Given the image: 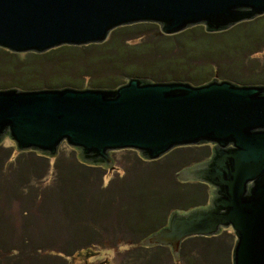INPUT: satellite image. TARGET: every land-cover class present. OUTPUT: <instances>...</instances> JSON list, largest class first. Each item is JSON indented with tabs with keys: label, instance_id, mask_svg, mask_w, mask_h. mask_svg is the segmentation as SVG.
Returning a JSON list of instances; mask_svg holds the SVG:
<instances>
[{
	"label": "water",
	"instance_id": "1",
	"mask_svg": "<svg viewBox=\"0 0 264 264\" xmlns=\"http://www.w3.org/2000/svg\"><path fill=\"white\" fill-rule=\"evenodd\" d=\"M264 14V0H0V47L44 52L104 41L116 26L156 22L164 34L204 24L217 31ZM53 157L65 143L79 161L113 163L112 150L157 159L177 146L209 143V158L176 174L209 185L207 203L174 209L140 240L179 255L189 236L229 227L231 264H264V84L213 78L150 80L115 87L0 88V142Z\"/></svg>",
	"mask_w": 264,
	"mask_h": 264
},
{
	"label": "trees",
	"instance_id": "2",
	"mask_svg": "<svg viewBox=\"0 0 264 264\" xmlns=\"http://www.w3.org/2000/svg\"><path fill=\"white\" fill-rule=\"evenodd\" d=\"M261 24L264 25V14L249 20L237 22L225 29L210 32L199 30L197 25L173 34H164L160 30L154 29L156 25L149 22L123 25L117 30V33L123 32L122 34L125 35L124 39L135 38L134 42L129 45H136L137 47H141L142 50L150 52L148 41L145 40L144 36L152 37L151 35H155V37L161 36L162 38H167V44H170L171 48H178V44L172 40L170 41V39L183 37L182 43H184L183 46L185 48L183 49L184 52H181L185 54H170L169 50L153 54L151 51L153 56L146 57L142 63H137L141 67H133L131 70L124 68L122 70L127 71L129 75L136 74L153 81L181 79L188 80L193 84L204 83L207 81L208 76L217 74L207 64L200 63L193 65L189 61L192 55L195 56L193 47L200 43L199 38L206 39L212 33H222L229 35L226 37V41L228 39H230L228 41L233 40L231 42L233 47L237 43L252 46L253 39L250 35L258 31ZM244 26H247L248 29ZM196 28L199 30L198 33L195 32ZM192 32L196 33L195 35L198 37L192 36ZM112 34L113 36L116 35L114 31ZM111 39L112 36L109 35L102 42L85 45V47L91 48L88 52L90 55L87 58L89 65L92 64L91 58H103L105 61H108L105 66L103 64L94 66L88 71L94 72V69H96L106 74V72L109 73L111 71L115 63L125 65L127 60L134 62L130 49L127 50L125 47L127 44L124 45L122 41L120 42L122 45L119 42L116 43L117 45H112L109 43ZM224 43L225 40H223ZM160 45L167 47L164 43ZM81 48L80 45H60L38 53L11 52L0 47V62L4 61L2 63L10 65L8 67L11 69L13 65L18 66L14 60L21 58L23 62L19 69L21 72L22 70L24 71L23 74L21 73L22 76H16L15 79L1 82L0 88L17 86L23 88H43L58 86L61 84L60 81H67L75 86L86 84L88 78L82 75H79V79L77 80L35 81L40 76L37 67L42 63L44 57L56 54L55 56L58 57L54 58L60 60L56 63V69L62 73L68 70L66 67L75 66L74 62L72 63L74 58H84L83 54L78 53ZM67 51L72 54L70 55L71 57H62L61 55L64 56V53ZM113 52H118L119 54L114 61L110 55ZM133 53L138 55L135 51ZM77 62H79V59ZM196 69L206 71L203 75L197 76L193 74ZM121 71L115 78L110 80H98L99 77H94L91 86L115 87L124 82L119 79ZM234 80L238 83L264 84V76L262 78H253L252 81L245 79L241 82L236 78ZM65 148L67 147H61L55 156L47 157L36 154L33 150L18 151L12 144L0 143V189L3 187L2 184L5 183V180L8 179L7 177L13 173V162H23L25 158L27 161L33 160V163L40 164L39 167L31 169L30 174L33 180L37 178L41 179L42 176L46 177L48 169L51 171L49 183L46 182L48 180H45L46 183L44 182V185L41 182L38 186H35L38 192L37 195L41 194L44 188L54 185L62 179L64 190L68 189L66 199H69L71 190L76 193V202L72 207L68 206V203L62 208L58 207L59 209L57 210L59 212L52 213L51 215L52 224L57 223L58 226H62L64 229L62 243H54L53 245L58 252L63 255H72L79 249L84 250L89 247H97L101 245L98 243L99 238L110 235L117 239L119 238L120 243L117 245H122L126 241L130 243V246L134 247L127 254L128 262L126 264H166L168 256L166 253L168 252V254L172 255L167 245L142 246L138 243L144 236L163 226L167 222L169 213L172 210L188 209L206 203L209 196L208 184L202 181H180L175 177V172L194 161L208 157L210 146L204 143L177 146L159 158L152 160L142 158L136 150L122 149L120 150L122 151V155L120 154L119 158L123 164L121 166L122 173H120L119 167L112 166L118 170L116 171V175L109 177L108 185H105L103 182L107 169L100 165L83 163L79 161L76 150L70 147L69 149ZM61 169L63 170V174L61 173ZM2 190H0V194ZM27 195H30V193ZM29 199V196L0 197V237L5 238L4 236H6L4 243H0V264H3L4 262L2 263V261L6 260L7 256L13 251H20L19 254H22L27 246H31V234L25 232V229L38 224L32 222L26 223L25 218L30 212V207L27 203ZM14 203L18 207V215L22 218L23 223L21 227L22 231H19L16 235L14 233L15 229L12 227L14 214L9 210L6 211ZM42 224L47 228L44 218ZM2 227H8L9 230L3 233ZM42 233L45 234L46 232L43 230ZM52 234L60 236L57 232H52ZM232 234L229 230L223 229L211 236H189L181 241L179 249L180 257L177 261H173L172 264H191L192 261L201 264H231V252L235 240Z\"/></svg>",
	"mask_w": 264,
	"mask_h": 264
},
{
	"label": "rangeland",
	"instance_id": "3",
	"mask_svg": "<svg viewBox=\"0 0 264 264\" xmlns=\"http://www.w3.org/2000/svg\"><path fill=\"white\" fill-rule=\"evenodd\" d=\"M257 17V16H256ZM244 21V20H243ZM140 23V22H137ZM142 23V22H141ZM144 23V22H143ZM155 24L158 31L160 30V25L156 22H149ZM128 25V24H126ZM197 27H199V30L206 31L204 24H196ZM195 25V26H196ZM123 26H116L113 28L114 34H116L118 29ZM189 26L187 28L193 27ZM263 26V27H262ZM246 29H248L247 26H244ZM150 28V29H152ZM201 28V29H200ZM116 30V31H115ZM196 28V33L199 32ZM112 30L109 32L108 36H112V39L109 42L110 44L114 45L119 42L120 45H122L120 42L123 41L125 47L127 50L130 49V52L133 54L131 57L133 58L134 62L127 60L125 65H120L118 63H113L114 67L111 69L109 73L106 72L103 73L102 71H98L94 69V72L88 71L91 70L94 66L102 65L105 66V64L108 62L107 60L103 58H91L90 61L92 64L89 65L87 58L90 54H88L89 49L88 47H85V45H80L82 47L78 53L83 54L82 59L74 58L72 60V63L74 62L75 66L66 67L68 70L65 72H59L56 69V63L60 60L55 59L57 58L56 54H50L48 57H44V60L42 63L38 65V72L40 76H38L35 81L36 82H43L46 80H49L51 82L57 81L59 79H66V80H77L79 79V75L85 76L88 79L86 80V84H81L80 86H91L92 79L94 77H99L98 80H110L116 77V75L124 68L131 70L133 67H141L137 63H142L143 60L146 59V57L153 56L155 53H163L169 50L170 54H185L184 52V46L182 41L184 40L183 37H174L170 39L176 44H178L177 47H170L167 44L168 39L162 38L161 36L151 35L150 36H144L145 40L148 41L149 45V51L142 50L141 47H137L136 45H129L134 42L135 38L131 39H124L125 35L121 33H117L115 36H113ZM161 31V30H160ZM210 32V31H208ZM254 32V31H253ZM196 33H191L192 36L196 37ZM135 34V33H134ZM229 35L222 34V33H212V35H209L206 39L205 38H199L200 43L195 45L193 47L194 55H192V58L189 60L193 65H198L200 63L207 64L208 67L213 68L214 72L217 75H210L207 77V81L211 80L213 78L217 79H229L234 80V78L238 79L239 81L243 82L245 79H248V81H252L253 78H262L264 75V25L261 24L258 28V31L251 34L250 37L253 39L252 46L250 45H242L240 43H237L235 47L231 45L232 41H226V37ZM198 37V36H197ZM223 40H225V43L223 44ZM172 42V43H173ZM166 44L168 47H163L160 44ZM117 45V44H116ZM180 47V49H179ZM102 49V48H101ZM141 49V50H138ZM138 53V55L134 54L133 52ZM153 52V54L151 53ZM188 52V51H187ZM189 53V52H188ZM70 52H65L64 56L62 57H71ZM113 57V61L116 60V58L119 56L118 52H113L110 54ZM59 56V57H61ZM135 56V57H134ZM5 57V56H4ZM55 57V58H54ZM107 57V56H106ZM130 57V56H128ZM127 57V58H128ZM9 59V58H8ZM79 59V62H77ZM1 60V59H0ZM15 64L18 66L13 65L12 70L8 67L10 65L3 64L0 62V84L1 82H7V80L15 79L16 76H22L23 70L19 69V67L22 65L23 59L17 58L14 60ZM124 66V67H123ZM201 66V65H200ZM254 66V67H253ZM191 69V68H190ZM216 69V71H215ZM255 69V70H254ZM218 70V71H217ZM206 70L203 69H196L193 74L200 76L203 75ZM29 72V71H28ZM36 72V71H35ZM262 72V73H260ZM22 73V74H21ZM31 73V72H30ZM84 73V74H82ZM120 81H126L127 78L130 76H136V77H143L140 75H129L127 71H121ZM147 78V77H145ZM148 79V78H147ZM243 79V80H240ZM188 81V80H186ZM61 84L58 86H47V87H63V86H75L71 83H68L67 81H60ZM235 82H237L235 80ZM238 83V82H237ZM241 84V83H240ZM16 88H22V89H35L37 87H31V88H23V87H16ZM42 88V87H38ZM2 144H13L11 140L8 139V137L3 138ZM15 147V146H14ZM61 147H67L65 149H69L70 146H68L65 141L64 143H61L58 147V151L61 149ZM71 148V147H70ZM75 150V149H74ZM122 150V149H121ZM35 151V150H33ZM57 151V152H58ZM36 152V151H35ZM110 153H113V163L110 164H100V166L107 169L106 175L104 177V184L108 185V179L112 175H116V171L119 169L120 173H122L121 166L122 161L119 160L120 154L122 151L120 150H112ZM36 154H39L36 152ZM77 154V151H76ZM122 155V154H121ZM200 161V160H197ZM197 161H194L192 163H196ZM40 164L33 163V160H28L25 158V161L23 162H13L12 168L13 173L10 174L5 180V183H3V187L0 189L1 198H10V197H16V196H29L30 199L27 201L28 206L30 207V212L27 214L25 220L26 223L32 222L37 223L38 225H34L31 228H26L25 232H28L31 234L30 244L31 246H27L26 250L22 252V254H19L20 251H13L10 253L6 260H3V264H126L128 262L127 254L132 250V246H130L129 242L124 241L123 244H119L120 240L119 238L112 237L110 235L102 236L99 238V242L101 245L97 247H89L87 249H79L76 253L66 255L58 252L56 248L53 247L55 244H60L63 241V235H64V229L62 226H58L57 223L52 224V213L59 212L58 207L62 208L63 206H66L68 203V206L74 205L76 202L75 194L71 189L69 199H66V195L68 192V189L64 190V183L63 179L59 182L55 183L54 185L48 186L43 189V192L39 195L37 192V189L35 186H38L42 182V185H44L45 180L47 183L50 182L51 178L49 179V175L51 171L48 169V174L46 177L42 176L41 179H32V176L30 174L31 169L34 167H39ZM112 166L119 167L118 169L113 168ZM181 169V168H180ZM179 169V170H180ZM178 170V171H179ZM61 173L63 174V170L61 169ZM178 171L175 172V177L179 180L178 175L176 174ZM181 181V180H180ZM45 182V183H46ZM23 186V188H21ZM209 186V185H208ZM210 189V187H209ZM24 191V192H23ZM25 193V194H24ZM30 193V195H27ZM209 197V196H208ZM208 201V200H207ZM206 201V203H207ZM25 202V201H24ZM10 211L12 214H14V219L12 221V227L15 229V235L19 233V231H22L21 227L22 224V218L18 215V207L14 203L10 209H7L6 211ZM43 218L46 220L47 228H45V225L42 224ZM3 233H6L7 230H9L8 227H2ZM231 233V229L229 227L226 228ZM43 230L46 232L43 234ZM223 230V229H222ZM52 232H57L60 236H55L52 234ZM34 234V236H33ZM3 235V234H1ZM4 236V235H3ZM233 239L235 236L232 234ZM6 238V236H4ZM119 237V236H117ZM5 238L0 237V243H4ZM66 238V237H65ZM64 238V239H65ZM14 239V237H13ZM184 240V239H183ZM182 240V241H183ZM125 243V244H124ZM139 245L140 242L138 243ZM170 250V247L167 246ZM171 251V250H170ZM172 253V252H171ZM167 261L166 264H172L173 261H177L180 256H174L171 255L168 252L166 253ZM191 264H201L198 262L192 261Z\"/></svg>",
	"mask_w": 264,
	"mask_h": 264
},
{
	"label": "flooded vegetation",
	"instance_id": "4",
	"mask_svg": "<svg viewBox=\"0 0 264 264\" xmlns=\"http://www.w3.org/2000/svg\"><path fill=\"white\" fill-rule=\"evenodd\" d=\"M204 144H208L209 146H210V151H211V147H212V145L211 144H209V143H204ZM211 153V152H210ZM209 156H210V154L208 155V157H206V158H204V159H202V160H200V161H197V162H205L208 158H209ZM210 190V189H209Z\"/></svg>",
	"mask_w": 264,
	"mask_h": 264
}]
</instances>
